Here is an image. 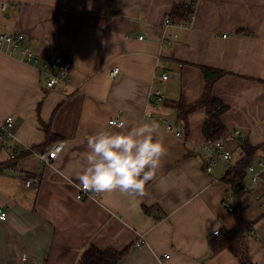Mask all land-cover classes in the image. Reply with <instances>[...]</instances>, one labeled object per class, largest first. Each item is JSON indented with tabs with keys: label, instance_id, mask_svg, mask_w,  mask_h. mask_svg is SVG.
Segmentation results:
<instances>
[{
	"label": "crops",
	"instance_id": "crops-1",
	"mask_svg": "<svg viewBox=\"0 0 264 264\" xmlns=\"http://www.w3.org/2000/svg\"><path fill=\"white\" fill-rule=\"evenodd\" d=\"M192 1L0 0V33H23L36 58L0 49V123L13 118V138L0 144V264H25L23 255L29 264H79L88 246L124 252L118 264H240L228 249L209 251L215 230H234L236 211L251 224V263L264 264V180L252 182L242 168L243 191L234 197L226 181L244 157L242 143L254 148L249 164L264 158V0H194L187 26L164 25L175 5ZM53 56L72 64L60 89L47 88L42 72ZM160 63L168 67L161 82ZM203 69L222 72L210 92L227 107L220 121L231 155L209 172L197 150L205 110L181 120L177 109L202 96ZM153 90L163 100L150 121ZM158 115L181 136L165 132ZM111 117L129 126L155 122L166 154L143 196L112 191L78 200L86 138L110 128ZM56 141L62 151L43 164L36 153ZM6 147L33 152L12 161Z\"/></svg>",
	"mask_w": 264,
	"mask_h": 264
},
{
	"label": "clouds",
	"instance_id": "clouds-1",
	"mask_svg": "<svg viewBox=\"0 0 264 264\" xmlns=\"http://www.w3.org/2000/svg\"><path fill=\"white\" fill-rule=\"evenodd\" d=\"M109 124L87 136V166L77 177L79 184L95 194L119 191L132 198L143 196L167 151L159 127L155 122L129 126L126 119Z\"/></svg>",
	"mask_w": 264,
	"mask_h": 264
},
{
	"label": "built area",
	"instance_id": "built-area-1",
	"mask_svg": "<svg viewBox=\"0 0 264 264\" xmlns=\"http://www.w3.org/2000/svg\"><path fill=\"white\" fill-rule=\"evenodd\" d=\"M5 9V4L1 5V10ZM174 24L178 27H185L187 24L185 23H173L169 18L164 19V25H171ZM173 37H176L174 34ZM226 35H222V38H225ZM25 35L23 33H15V34H6L0 33V49L8 52L13 53L15 51L21 54V58L25 62H36V58L34 53L23 44ZM158 66L163 70L161 73L159 80L164 81L167 79L166 70L168 69L165 63H160ZM72 70V64L69 61H62L59 56H53L45 63L42 67V72L45 76V86L47 88H55L60 89L63 85H67L69 82V77ZM118 74V68L113 67L109 71L110 78H115ZM149 104L147 105V110L145 112V117L153 121L155 119L154 113H156V104L163 100V95L159 90H153L149 94ZM121 119L111 117L107 120V125L110 126V121H120ZM158 122L163 126L165 132L173 134L175 137H180L181 132L173 125L166 121L164 116L158 115L157 117ZM13 118L11 116H7L2 123H0V144L7 142L8 140L13 138ZM234 134H238L237 131ZM64 146L63 141H56L51 143L45 151L37 152L36 156L43 164H49L53 161L62 151ZM27 150L28 152H33V150L29 147H6L8 150L9 160H16V157L22 152V150ZM197 150L200 154H203L206 157L205 163V171L209 172L210 169L219 161L229 163L231 159V155L228 151H226L223 147V139L218 138L216 140H204L202 144L197 147ZM244 172L249 176L252 182H258L260 180H264V158L258 159L254 165L248 164L244 169ZM30 180L25 181V186H28ZM98 194L84 191L82 186H78V190L76 193V198L78 200H85L88 198H94ZM228 212L232 211L231 206H226ZM6 212L0 209V221L5 220ZM218 230L213 232V235H217ZM136 245H139L140 242L136 241ZM168 258V255L164 256ZM22 262L25 264H29L30 261L23 255Z\"/></svg>",
	"mask_w": 264,
	"mask_h": 264
},
{
	"label": "trees",
	"instance_id": "trees-1",
	"mask_svg": "<svg viewBox=\"0 0 264 264\" xmlns=\"http://www.w3.org/2000/svg\"><path fill=\"white\" fill-rule=\"evenodd\" d=\"M193 7L194 0L189 4L175 5L171 11V20L173 22L188 23L193 13ZM202 72L205 78V87L202 96L192 104H183L182 102L178 103V118L185 120L187 113L196 108H203L206 113L202 126V135L204 140H216L218 138H223L227 134L226 128L220 121V115L227 107L211 95L210 87L211 83L218 78L222 72L207 71L206 69H203ZM241 147L244 152V157L239 161V167L237 169H231L229 171L231 177L229 179L226 178V181L232 188L231 193L233 197L243 191L242 168H245L249 164V158L254 149L246 143H242ZM223 203L225 204V201ZM234 219L236 223L234 230H218L215 238L209 242L210 254L213 255L219 250L228 249L232 252L240 264H252L248 257L247 249L245 248V239L249 235L251 224L245 222L237 211L234 214ZM123 255L124 252L98 250L93 246H88L82 252L79 264H118Z\"/></svg>",
	"mask_w": 264,
	"mask_h": 264
},
{
	"label": "water",
	"instance_id": "water-1",
	"mask_svg": "<svg viewBox=\"0 0 264 264\" xmlns=\"http://www.w3.org/2000/svg\"><path fill=\"white\" fill-rule=\"evenodd\" d=\"M4 174L10 175V176H15V177H18L21 175L18 172H14V171L9 170V169L4 170Z\"/></svg>",
	"mask_w": 264,
	"mask_h": 264
}]
</instances>
